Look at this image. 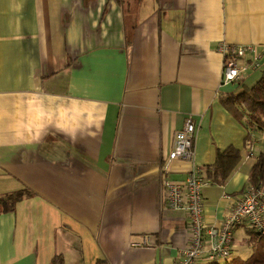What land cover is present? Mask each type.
Masks as SVG:
<instances>
[{
	"label": "crops",
	"instance_id": "crops-1",
	"mask_svg": "<svg viewBox=\"0 0 264 264\" xmlns=\"http://www.w3.org/2000/svg\"><path fill=\"white\" fill-rule=\"evenodd\" d=\"M223 42L257 47L264 69V0H0V196L35 193L0 214V264H176L188 216L163 205L161 181L193 166L221 226L264 152L222 102L261 70L223 84ZM188 118L194 161H169ZM229 148L241 160L213 183ZM248 231L233 257L253 253Z\"/></svg>",
	"mask_w": 264,
	"mask_h": 264
},
{
	"label": "built area",
	"instance_id": "built-area-1",
	"mask_svg": "<svg viewBox=\"0 0 264 264\" xmlns=\"http://www.w3.org/2000/svg\"><path fill=\"white\" fill-rule=\"evenodd\" d=\"M223 57L222 83L240 84L249 72L263 68L262 52L253 45L219 44ZM196 125L188 118L176 133L168 160L193 162ZM205 182L201 170L193 166L184 180L162 178V203L172 210L184 211L188 216L190 238L180 252L176 264H216L233 257L234 232L248 225L264 236V185L251 186L233 205L230 213L219 227H209L204 217Z\"/></svg>",
	"mask_w": 264,
	"mask_h": 264
},
{
	"label": "trees",
	"instance_id": "trees-1",
	"mask_svg": "<svg viewBox=\"0 0 264 264\" xmlns=\"http://www.w3.org/2000/svg\"><path fill=\"white\" fill-rule=\"evenodd\" d=\"M260 72L261 77L252 87L243 86L240 93H229L222 97L225 108L239 120H244L246 125H249L247 126L251 133L264 132V69ZM240 160L239 152L233 148L219 152L215 164L207 169L208 179L213 183L224 184ZM260 184L264 185V152L257 155L249 173V186L243 193L249 187H258ZM34 195L35 193L27 188L1 195L0 214L13 212L17 203ZM247 228L249 229L247 244L254 250L252 255L246 260L239 259L238 262L227 261L216 264H264V236L248 225ZM50 264H66V261L63 255L57 254L51 259Z\"/></svg>",
	"mask_w": 264,
	"mask_h": 264
},
{
	"label": "rangeland",
	"instance_id": "rangeland-1",
	"mask_svg": "<svg viewBox=\"0 0 264 264\" xmlns=\"http://www.w3.org/2000/svg\"><path fill=\"white\" fill-rule=\"evenodd\" d=\"M239 245H241V242H238ZM252 255V252H246V251H240L239 253H237V255L235 257H233L232 259H230L229 261H238L239 259L242 260H246L248 259L250 256Z\"/></svg>",
	"mask_w": 264,
	"mask_h": 264
}]
</instances>
